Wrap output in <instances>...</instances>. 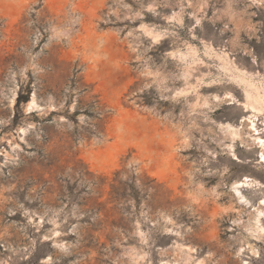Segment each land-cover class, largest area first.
Returning a JSON list of instances; mask_svg holds the SVG:
<instances>
[{
    "label": "rangeland",
    "instance_id": "obj_1",
    "mask_svg": "<svg viewBox=\"0 0 264 264\" xmlns=\"http://www.w3.org/2000/svg\"><path fill=\"white\" fill-rule=\"evenodd\" d=\"M258 91L264 0H0V264H264Z\"/></svg>",
    "mask_w": 264,
    "mask_h": 264
},
{
    "label": "bare ground",
    "instance_id": "obj_2",
    "mask_svg": "<svg viewBox=\"0 0 264 264\" xmlns=\"http://www.w3.org/2000/svg\"><path fill=\"white\" fill-rule=\"evenodd\" d=\"M248 103L252 105V107L254 109H259L260 107H263L264 106V93H260L258 91V95H256L255 97L251 98L250 95H248ZM36 106V100L34 97H32L29 102L26 104V107H27V111L30 112V111H33L34 110V107ZM249 121H250V125L252 128H254L255 126V121L254 119L252 118V116H249L248 117ZM264 140H262L260 138V142L263 143ZM263 146V152L261 154V158L263 159L264 158V144L262 145ZM254 183H257L255 182L254 179H251L249 177H245V178H242L241 180H239L238 182H236L235 186L236 188L237 187H243V186H247V185H252ZM236 193L240 196V197H243V195H241V192L238 190V188L235 190ZM243 201V200H242ZM263 203H264V200H263ZM264 234V232H263Z\"/></svg>",
    "mask_w": 264,
    "mask_h": 264
},
{
    "label": "water",
    "instance_id": "obj_3",
    "mask_svg": "<svg viewBox=\"0 0 264 264\" xmlns=\"http://www.w3.org/2000/svg\"><path fill=\"white\" fill-rule=\"evenodd\" d=\"M34 96V93L33 92H30L29 96H28V99L30 100L32 97ZM32 112V111H30ZM246 205V204H245Z\"/></svg>",
    "mask_w": 264,
    "mask_h": 264
},
{
    "label": "flooded vegetation",
    "instance_id": "obj_4",
    "mask_svg": "<svg viewBox=\"0 0 264 264\" xmlns=\"http://www.w3.org/2000/svg\"><path fill=\"white\" fill-rule=\"evenodd\" d=\"M242 203V202H241Z\"/></svg>",
    "mask_w": 264,
    "mask_h": 264
}]
</instances>
